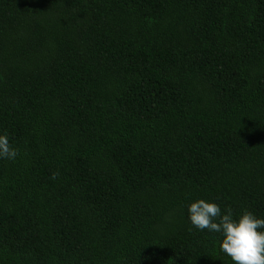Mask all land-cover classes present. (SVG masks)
<instances>
[{"label": "trees", "instance_id": "16d2710c", "mask_svg": "<svg viewBox=\"0 0 264 264\" xmlns=\"http://www.w3.org/2000/svg\"><path fill=\"white\" fill-rule=\"evenodd\" d=\"M0 264H232L187 205L264 217V0H0Z\"/></svg>", "mask_w": 264, "mask_h": 264}, {"label": "clouds", "instance_id": "9594fccd", "mask_svg": "<svg viewBox=\"0 0 264 264\" xmlns=\"http://www.w3.org/2000/svg\"><path fill=\"white\" fill-rule=\"evenodd\" d=\"M18 150L6 132H0V159L14 161ZM188 221L197 230L218 233L220 251L232 264H264V217L244 210L234 217L230 207L197 199L187 205Z\"/></svg>", "mask_w": 264, "mask_h": 264}]
</instances>
